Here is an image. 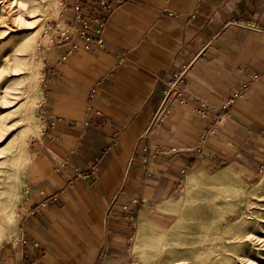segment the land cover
Wrapping results in <instances>:
<instances>
[{
  "label": "crops",
  "instance_id": "1",
  "mask_svg": "<svg viewBox=\"0 0 264 264\" xmlns=\"http://www.w3.org/2000/svg\"><path fill=\"white\" fill-rule=\"evenodd\" d=\"M105 43L64 64L67 46L41 48L42 127L16 216L27 244L2 241L0 264H136L141 224L170 229L188 186L219 174L252 182L264 168V0H136L109 18ZM188 64L182 102L154 127L166 82ZM157 147L147 173L144 149Z\"/></svg>",
  "mask_w": 264,
  "mask_h": 264
},
{
  "label": "rangeland",
  "instance_id": "2",
  "mask_svg": "<svg viewBox=\"0 0 264 264\" xmlns=\"http://www.w3.org/2000/svg\"><path fill=\"white\" fill-rule=\"evenodd\" d=\"M13 1L0 0V243L18 235L23 169L34 136L22 150L18 142L27 126H38L35 136L42 127L37 113L41 100L31 108L27 102L42 97L39 46L48 25L59 18L61 4L50 0L46 15L39 6L47 0H28L26 6L11 8ZM28 6H33V13ZM213 179L185 189L170 229L158 231L141 224L132 242L136 264H190L201 254L215 258L213 264H264V168L252 182L225 175L213 189L204 190Z\"/></svg>",
  "mask_w": 264,
  "mask_h": 264
},
{
  "label": "built area",
  "instance_id": "3",
  "mask_svg": "<svg viewBox=\"0 0 264 264\" xmlns=\"http://www.w3.org/2000/svg\"><path fill=\"white\" fill-rule=\"evenodd\" d=\"M134 1L136 0H61L59 18L48 25L44 34V42L39 47L45 51H52L58 45L67 46L66 50L59 54V64L66 63L69 55L78 50L105 49V32L109 18L119 11L120 8ZM249 27L255 28V26ZM121 61H124V58ZM190 67L191 64H188L176 71L166 82L159 105L152 118L154 127L161 126L170 117L173 108L182 102L184 83ZM257 77L255 75L251 80L244 82L241 88L236 90L223 103L221 109L216 111L210 132H215L216 129L224 124L235 100L246 95ZM198 112L204 115L203 110L198 109ZM97 113L100 112L98 111ZM144 150V171L150 173L146 165L151 159L157 157L161 151L158 147L153 151ZM64 167H66V162H60L58 168ZM93 172L75 170L76 177L83 179L90 178ZM46 205L47 201L43 202L40 207H46ZM16 239L23 245L27 244L26 236L22 229L18 232ZM34 246L38 247L39 244L34 243Z\"/></svg>",
  "mask_w": 264,
  "mask_h": 264
},
{
  "label": "bare ground",
  "instance_id": "4",
  "mask_svg": "<svg viewBox=\"0 0 264 264\" xmlns=\"http://www.w3.org/2000/svg\"><path fill=\"white\" fill-rule=\"evenodd\" d=\"M44 1H46V0H44ZM47 1H48L47 3L43 2L39 6L40 10L44 14H46V15L49 14V9H50V0H47ZM54 1L56 3V1L58 2L60 0H54ZM27 3H29L28 0H16V2L13 1L10 4L11 5L10 7L11 8H14V4H15V6H17V4H19V5L23 4V5L26 6ZM27 8H28V12L29 13H33V6H31V7L28 6ZM19 15L21 16L22 15V12H19ZM34 74H36V72H34ZM40 99H41V96L37 100L36 99L35 100H30V101L28 100L27 104L30 105L29 106L30 108L31 107H34L40 101ZM2 100L5 101L6 100V97L3 96L2 97ZM37 130H38V126L37 127L27 126L25 128V130L21 133V136H20V139H19L20 141L18 142V148L21 149V150L23 148H25V144L28 142V140L30 139V137H33V136L36 135ZM1 134H2V128L0 129V137H1ZM221 177H223V176L220 175V174L219 175H216V176H213V178H214L213 181L214 182L205 183L204 190H211V189H213L214 185L216 184L215 181L221 179ZM214 260H215V258H210V256L209 257H206L205 255L201 254L198 257H196V259L194 261H191L190 264H213ZM177 261L178 260H176V262ZM173 262H175V261H173Z\"/></svg>",
  "mask_w": 264,
  "mask_h": 264
}]
</instances>
